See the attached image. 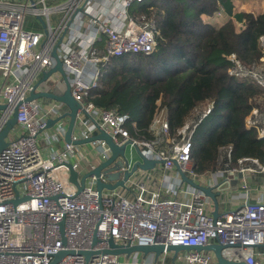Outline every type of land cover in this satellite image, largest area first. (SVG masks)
I'll return each mask as SVG.
<instances>
[{
	"label": "built area",
	"instance_id": "built-area-1",
	"mask_svg": "<svg viewBox=\"0 0 264 264\" xmlns=\"http://www.w3.org/2000/svg\"><path fill=\"white\" fill-rule=\"evenodd\" d=\"M48 1L0 0V104L6 106L0 111V130L17 107L16 124L0 151V264H51L61 250L73 253L63 255L54 264H155L150 258L140 260L139 253L128 257L100 253L108 248L110 238L115 244L139 246L218 242L223 245L221 256L227 261L264 264V163L252 157L233 160V146L228 144L218 147L213 171L197 174L194 170L192 139L214 109L213 100L193 107L174 133H170L166 107H159L157 102L147 139L129 135L127 114L91 101V93L100 87L103 67L111 58L150 54L157 48L159 31L154 19L129 13L131 7L148 0ZM222 13V9L217 10L211 20ZM52 14L59 15L55 26ZM29 15L42 21V30L26 26ZM61 36L56 53L71 96L80 108L71 142L57 150L51 145L63 138L66 127L62 119L50 128L46 125L48 119L63 114L65 105L53 99L27 98L43 73L54 66L51 52ZM256 44L260 54L251 62L236 52L226 58L230 76L259 89L249 99L244 127L264 139V32ZM59 77L57 72L52 73L34 92L59 93L55 87ZM100 132L108 134L117 146L126 144L134 150L137 146L145 157L159 161L153 168L159 172L156 189L148 188L144 178L147 170H143L129 176L123 186L103 188L100 196L95 175L88 174L78 190L69 180L65 163L76 170L79 183L81 175L107 160L111 151L104 140L73 143ZM42 150L51 152L44 155ZM92 159L96 164L91 163ZM126 160L127 165L123 163L110 172H117L121 178L133 162ZM178 170L217 193L216 217L212 215L211 199L183 182ZM239 173L242 177L231 185ZM108 174L102 170L99 179L108 183ZM256 182L259 187H252ZM222 183L228 187L220 190ZM94 236L96 242L92 245ZM86 250L99 253L86 260L79 254ZM211 263L212 252L189 250L171 264Z\"/></svg>",
	"mask_w": 264,
	"mask_h": 264
},
{
	"label": "trees",
	"instance_id": "trees-1",
	"mask_svg": "<svg viewBox=\"0 0 264 264\" xmlns=\"http://www.w3.org/2000/svg\"><path fill=\"white\" fill-rule=\"evenodd\" d=\"M232 8L233 0H148L131 7L133 16L145 14L156 22L157 48L150 54L111 58L103 67L100 87L91 93L96 106L127 114L126 129L137 139L151 136L147 130L157 102L166 107L170 133H174L193 107L213 100L214 109L192 139L197 174L216 168L220 145L233 146V160L252 157L264 163V139L244 127L249 99L259 89L230 76L226 58L231 52L246 62L259 56L256 40L264 32V6L257 15L232 14ZM218 9L231 19L219 26L204 21Z\"/></svg>",
	"mask_w": 264,
	"mask_h": 264
},
{
	"label": "water",
	"instance_id": "water-1",
	"mask_svg": "<svg viewBox=\"0 0 264 264\" xmlns=\"http://www.w3.org/2000/svg\"><path fill=\"white\" fill-rule=\"evenodd\" d=\"M61 40H62V36L58 39L55 48L51 52V55L55 61L54 66L49 71L43 73L42 79H40V81L34 85L33 89L30 92V95L27 98V100L39 99V98L53 99V100L60 102L66 106L67 111H65L58 118L48 119L46 127L50 128L58 120L66 118L67 119V127H66V131L64 134V141L66 143H69V142H71V135H72L73 128L75 126L76 115H77L78 109L80 108V104L76 100H74L73 97L71 96L70 86L68 84L66 74L62 68L61 61H60V59L56 53V47L61 42ZM55 72H57L60 76L59 81L55 85V87H57L59 89V93L49 92V91L34 92V89L39 85V83L41 81H43V79H46L49 75H51L52 73H55ZM5 108H6L5 105L0 104V111L5 109ZM16 109H17V107L14 108L12 116L7 119V121L5 122V125L0 130V151L7 145L6 138L8 136V133L13 128V126L16 124ZM96 139H102L107 143V145L109 146V149L111 151V155L107 160L99 163L95 169L91 170L88 173L81 175L79 183L77 182L78 173L76 172V170L72 169V166L70 163H65L66 166L68 167V171H69V180L77 185L78 190L82 189V187L84 185V180L87 177V175L93 174L96 177V190L98 192V195L100 196L103 188L111 190L117 186H123L124 182L128 179L129 176H131L132 174H134L137 171L153 169V168H155L156 164H158V162H159V161H156L153 159H148L147 157H145L141 153L140 148L135 146L136 159L133 160L130 170H128V169L125 170L122 173V177L119 178V175L117 172H110V171L111 170H118L123 165V163H125L127 165V162H126L127 160L125 158L126 144H123L121 146H117L113 142L112 138L104 132H100L96 135H92L86 139L74 141L73 143L84 144V143H88V142H90L92 140H96ZM118 156H120L122 159L117 158ZM111 164H113V165H112L111 169H109V166ZM102 170L109 173L108 174V180H109L108 183H103L99 179V174ZM178 171H179L180 178L183 182L188 183L192 187L203 191L211 199V201L213 203V207H214V211L212 212V215L214 217H216L217 211H218V204H217V200H216L217 193L212 192L210 188H205V187L198 185L192 179L188 178L182 171H180V170H178ZM240 177H242V175L239 173L236 176V178H234L230 181V184L235 185L236 179L240 178ZM227 187H228L227 183H222L219 186V189L222 190V189H225ZM25 199H26V197H24L22 200H25ZM17 202H18V199H15L14 203H17ZM95 242H96V237L94 236L92 245ZM263 247H264V245H263ZM222 248H223V245H220L218 242H212L208 245H197V246L172 245V244H169L167 246H164L162 244H152V245H145V246L130 245V244L119 245V244H115L113 242V240L110 238L108 240V248L100 251V253H108V254H113V255H124L127 257L129 255H131L132 253H139L143 256H146V255L153 253L155 256V260H157L158 257L162 254V252L164 250L166 252H173V254H176L179 251H183V250L184 251L205 250V251L213 252L217 264H245L242 261L232 262V261H227L226 259H224L220 253ZM67 253H73V251L61 250L60 252H58L57 254L54 255V258H53L51 264L56 263L63 255H65ZM96 253H99V251L86 250V251H80L79 252V254H82L86 260H88V258L91 255L96 254Z\"/></svg>",
	"mask_w": 264,
	"mask_h": 264
},
{
	"label": "crops",
	"instance_id": "crops-1",
	"mask_svg": "<svg viewBox=\"0 0 264 264\" xmlns=\"http://www.w3.org/2000/svg\"><path fill=\"white\" fill-rule=\"evenodd\" d=\"M264 6V2H263V5H262V7ZM243 7H245L244 5H243ZM241 11H236V13H235V0H233V8H232V14H238V13H240ZM57 21L58 20H56V23H57ZM51 23H52V20H51ZM56 23L53 25V26H55L56 25ZM27 24L28 25H26L28 28H30V27H32V28H34L35 30H42L43 29V23H42V21L41 20H38V19H35L34 17H32V16H28L27 17ZM100 46H103V42H101L100 44H99ZM63 111L65 112V111H67V108H66V106H65V108L63 109ZM63 112V113H64ZM62 123L64 124V126L65 127H67V119L65 118H63L62 119ZM66 131V130H65ZM41 143H42V145L41 146H43V142L42 141H40ZM65 143V141H64V136H63V138H60V140L58 141V142H56V143H54V144H52L51 145V147H52V149H60V148H62L63 147V144ZM42 152H43V154L44 155H47L46 153H48V152H51V151H45V150H42ZM91 163H93V164H96L95 163V160L94 159H92L91 160ZM84 168H86L85 166H84ZM144 178L147 180V182H148V188L149 189H156V187H157V184H158V178H159V172L158 171H156V170H154V169H150V171L149 170H147L146 171V173L144 174ZM263 249V248H262ZM186 251H179L178 253H176V254H173V252H167V253H165V254H162V255H160L159 257H158V259L157 260H155V256H154V254L152 253V254H149V255H146V256H143V255H141V254H139L138 255V257H139V259L140 260H145L146 258H150V259H152V261L155 263V264H157L158 262H160V263H165L166 261H167V263L168 264H171L174 260H177V261H179L180 260V258H181V256L185 253ZM211 252V251H210ZM211 264H217L216 263V259H215V257H214V254H213V252H212V263Z\"/></svg>",
	"mask_w": 264,
	"mask_h": 264
},
{
	"label": "rangeland",
	"instance_id": "rangeland-1",
	"mask_svg": "<svg viewBox=\"0 0 264 264\" xmlns=\"http://www.w3.org/2000/svg\"><path fill=\"white\" fill-rule=\"evenodd\" d=\"M57 2L56 0H49L47 3L49 4H53ZM264 0H235V13L236 11H241V12H249V13H253L254 15L261 13L262 11V5H263ZM243 5L245 7H243ZM220 10V9H218ZM59 19V15L57 14H52L51 15V20H52V24L54 25L56 23V20ZM229 19H231L230 17H228L226 14L222 13L221 16H217L214 18V20H209L211 21V23H213L214 25H223L226 21H229ZM236 23V22H235ZM236 27L239 25V23L235 24ZM239 27V26H238ZM240 28V27H239ZM173 69V68H172ZM159 73L161 75H163V73H161L159 71ZM52 81V80H51ZM50 84L52 85L53 82H50ZM51 85L45 86V87H49L51 88ZM43 101H47V99H43ZM209 129V127H206L204 129L203 132H206ZM39 145H42V143L40 141H38ZM125 156L128 160H134L136 159V152L133 148H131L130 146H128L125 150ZM263 181H260V183ZM259 183H253L252 187H259ZM157 264H161L160 262H158ZM163 264H168L167 261Z\"/></svg>",
	"mask_w": 264,
	"mask_h": 264
}]
</instances>
